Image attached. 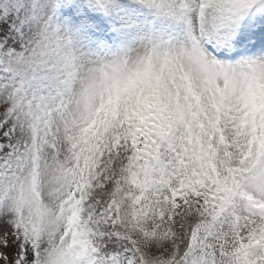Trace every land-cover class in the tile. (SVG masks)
<instances>
[{
    "label": "snow or ice",
    "instance_id": "6c2138e0",
    "mask_svg": "<svg viewBox=\"0 0 264 264\" xmlns=\"http://www.w3.org/2000/svg\"><path fill=\"white\" fill-rule=\"evenodd\" d=\"M0 264H264V0H0Z\"/></svg>",
    "mask_w": 264,
    "mask_h": 264
}]
</instances>
